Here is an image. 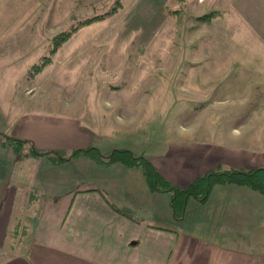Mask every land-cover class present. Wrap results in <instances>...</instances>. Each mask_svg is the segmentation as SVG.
Wrapping results in <instances>:
<instances>
[{
	"label": "rangeland",
	"instance_id": "rangeland-1",
	"mask_svg": "<svg viewBox=\"0 0 264 264\" xmlns=\"http://www.w3.org/2000/svg\"><path fill=\"white\" fill-rule=\"evenodd\" d=\"M114 1L0 0V131L9 132L12 118L28 102V116L40 111L78 119L105 159L114 150L130 151L154 162L167 177L170 172L174 180L185 163L165 172L157 161L184 145L235 144L236 149L256 155L254 167L264 168V56L255 51L250 59L247 39L237 47L209 41L204 24L213 19L196 18L219 12H209V5L203 9L204 0H121L114 15L78 28L51 52L55 35L107 12ZM210 53L213 56L208 58ZM219 67L226 69L224 76L216 75ZM36 68H40L37 73ZM1 155L0 151V167L5 168L8 164ZM30 158L28 168L40 164L37 157ZM40 159L45 166L51 164L46 157ZM64 166V173H49L50 178L63 179L50 188L57 196L96 187L138 219L143 213L174 218L168 193H153L150 196L157 202L144 200L140 210L120 204V199L148 198L140 167L97 163L85 156ZM215 188L207 203L189 198L185 209L188 213L193 209L195 228L209 238L222 232L218 213L222 214L225 196ZM256 196L263 199L259 193ZM230 201L240 203L243 198ZM262 214L264 206L258 204L257 241L264 238ZM190 219L189 214L187 222ZM160 222L152 224L179 227ZM5 255L1 252L0 257Z\"/></svg>",
	"mask_w": 264,
	"mask_h": 264
},
{
	"label": "crops",
	"instance_id": "crops-1",
	"mask_svg": "<svg viewBox=\"0 0 264 264\" xmlns=\"http://www.w3.org/2000/svg\"><path fill=\"white\" fill-rule=\"evenodd\" d=\"M212 1L201 2L203 9L209 5V12H219L211 22L204 24L208 29V40H221L237 47L247 39L251 42L250 59L255 51L264 56V0H215V5L211 4ZM226 55L221 60H225ZM211 56L213 53L207 54L208 58ZM225 72L226 69L219 67L216 75L224 76ZM38 112L28 116L27 102L26 108L13 115L12 122L9 120V132L0 133L29 141L39 152H63L64 156L73 150L92 146L87 129L72 115L54 117ZM28 150V144L24 145L23 156L19 157L10 146L3 145L0 138L1 156L8 164L5 168L0 167V254L7 253L4 258L0 257V264H264V255L258 257L259 252L264 254V238L257 241L255 223L258 204L264 206V196L259 194L263 197L260 200L256 196L258 193L251 189L244 192L241 190L243 186L233 184L214 187L225 196L220 209L222 214L217 212L221 216L217 228L222 232L216 236V231L209 238L195 228L193 209L186 212L187 205L180 217L174 214L173 219L171 216L169 220H163L155 218L156 214L143 213L144 217L138 219L128 209L117 207L113 199L96 187L58 197L50 188L61 178H50L49 173L66 172V162L45 166L40 159L43 157L35 156L36 163L40 164L28 168V161H33L30 157H34L28 155ZM172 151L157 163L168 172L184 162L185 168L175 180L170 172L167 177L154 162L152 164L166 180L179 188L218 168L243 171L261 168L254 167L258 160L256 155L236 149L235 144L209 148L198 144L184 145ZM81 157L84 156L74 159ZM106 187L111 189L108 184ZM239 189L241 193H238ZM148 193L147 199H133L131 202L120 199V204H129L130 209L140 210L144 200L152 204L157 202L158 198L150 196L154 192ZM235 196L243 198L244 203H231L230 198ZM167 203L172 211L170 199ZM189 214L191 219L187 222ZM165 220L179 227L169 229L152 224ZM258 246L263 249L259 251Z\"/></svg>",
	"mask_w": 264,
	"mask_h": 264
},
{
	"label": "trees",
	"instance_id": "trees-1",
	"mask_svg": "<svg viewBox=\"0 0 264 264\" xmlns=\"http://www.w3.org/2000/svg\"><path fill=\"white\" fill-rule=\"evenodd\" d=\"M122 7L121 0H115L112 7L103 14H97L86 19H83L78 25L70 31L59 32L52 39L53 48L51 52H55L63 43H65L72 34L80 27L89 25L94 22H100L108 16L114 15ZM218 16V13L211 12L196 18L200 22H208ZM46 62L48 60H45ZM46 64V63H45ZM40 68L35 69V73L39 72ZM3 140V145L10 146L19 157H22L23 146L32 143L25 140L12 138L8 135L0 133ZM28 155L46 157L52 164H60L70 162L78 156H85L94 160L97 163H122L126 167H140L144 175L148 189L154 193H168L171 207L175 216H181L189 198L196 199L200 202H205L213 188L217 185L233 184L251 189L260 195L264 196V169L257 168L247 171L243 170H222L220 168L208 171L196 178L184 188H179L168 180H166L153 166L152 162L143 155H135L126 150H114L112 155L105 159L95 147H87L85 149L73 150L69 156H62L58 152H39L34 147H30Z\"/></svg>",
	"mask_w": 264,
	"mask_h": 264
}]
</instances>
